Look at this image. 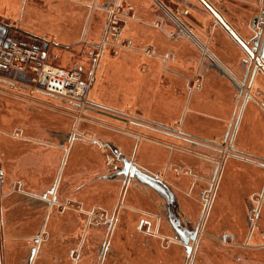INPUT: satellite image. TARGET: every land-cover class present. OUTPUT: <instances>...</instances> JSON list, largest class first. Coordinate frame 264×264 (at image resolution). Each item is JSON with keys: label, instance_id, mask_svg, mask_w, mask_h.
Segmentation results:
<instances>
[{"label": "crops", "instance_id": "1", "mask_svg": "<svg viewBox=\"0 0 264 264\" xmlns=\"http://www.w3.org/2000/svg\"><path fill=\"white\" fill-rule=\"evenodd\" d=\"M211 1L222 8L242 37H249L260 0ZM105 2L0 0V45L16 37L24 41L36 37L43 44L44 39H52L50 47L62 51L83 38L96 48L105 20ZM165 3L180 20L156 7L153 0H127L130 15L121 36L130 48L112 55L106 44L89 69L86 77L93 83L99 77V87L94 93L90 90L87 111L100 116L99 132L105 140L81 143L77 120L59 146L47 144V128L57 127L49 130L53 136L63 130L59 127L61 114L45 122V117H40L44 112L39 111V107H46L44 103L31 102L28 93L17 95L12 90L19 87L29 92L32 86L25 76L14 78L0 72V144L5 146L0 148V190L11 183L9 189L22 195V211L30 199H43V193L53 186L57 196L52 205L48 199L41 200L48 210L32 264H183L181 246L167 241L174 235L165 216H160L158 199L150 189L101 176L79 185L77 178L63 181L68 169L106 165L113 156H109L107 142L116 144L147 170L164 171L167 177L162 176L168 182L180 184L181 196L187 201L185 211L193 218L200 207L182 193L199 194L209 176L219 179L198 252L189 264H264V226L261 232L251 231L244 204L246 197L264 187V111L255 101L237 95L232 81L208 66L201 46L212 50L237 79L242 72V52L223 27L201 10L199 1ZM185 8L189 12L183 16ZM49 44L44 45L45 53ZM259 90H264L261 74L252 87L253 92ZM30 105L37 106L31 107L36 110L37 126L30 124ZM230 139L233 149L228 146ZM223 140L224 148L216 145ZM220 149L224 151L222 168L217 167L220 157H215ZM46 178L52 181L50 187H44L50 183ZM114 218L118 222L109 229L108 221ZM143 218L157 225L156 233L145 237L148 242L138 233ZM261 220L264 225V202ZM109 230L112 251L107 257L98 255ZM223 232L229 233L226 243L219 240ZM24 245L23 239L10 236L4 246L6 253L0 252V264H15L14 249H20L22 258Z\"/></svg>", "mask_w": 264, "mask_h": 264}, {"label": "flooded vegetation", "instance_id": "2", "mask_svg": "<svg viewBox=\"0 0 264 264\" xmlns=\"http://www.w3.org/2000/svg\"><path fill=\"white\" fill-rule=\"evenodd\" d=\"M153 1H154V5L156 7L157 6H159L160 8L162 7L164 9V12L167 13L169 16L179 19V17L176 15V11H174L172 8H168V5L165 3V0H153ZM197 1H199L200 4L202 5L201 10L205 14L211 15L212 18L214 19L215 23L218 24L219 26L223 27V29L229 34L231 40L240 48V50L242 52V57L240 60V66H241L242 72H241L240 78H238V79L236 78L235 74L228 67H226L225 65H223L221 63V61L212 52V50H210L207 46L206 47L201 46V49L203 50V53L205 55V59H208V62H207L208 66L214 67L216 69H217L216 65L221 67V69H223L224 72L220 71L219 69H217V70L222 75L226 76L227 78H229L232 81L235 88L237 89V95H239V96L243 95L245 97L244 100L255 101L264 111V90H259L260 92L258 91V93L261 94L260 98L256 97V95L258 94L256 91H254V92L252 91V87L254 85V82L256 80L257 75L261 74L264 77V0H260V3L257 6L260 8V11L255 13V16L253 17V21L250 25V35L247 38L242 37L233 28L231 23L225 18L224 14H223V10L221 7H219V8L216 7L211 0H197ZM126 2H127V0H106V2L104 3L105 6L102 8V10L104 12H106L105 15L108 17H106L104 20V25H103V28L101 31V35L99 37L98 43H96L97 48L99 47V49L100 48L102 49L107 44V42H106V28H107V23L109 21V16H110V12H111L110 6L112 4L116 5L121 10V12H120V14L122 16L121 22H123V24L121 26V30H122V28H124L125 22H126L125 18H127L130 15V13H129L130 10L127 7ZM185 2L189 6L192 5V3L189 1H185ZM188 12H189V10L187 8H185L181 12V14L183 16H186L188 14ZM260 20H263L262 25L259 24ZM122 32H123V30H122ZM233 33L241 41H238L235 38V36L233 35ZM122 42L123 43L120 46L121 49L122 48L123 49L129 48V46H127L129 44L125 45L126 41L123 38H122ZM97 61L98 60H96L95 62H97ZM239 87L242 90V92L239 91ZM227 138L228 137H226L225 140H227ZM225 140H223L221 144L216 143V145H219L221 148H224L226 146ZM228 146H230V148H232V149L234 148L233 144L231 142V139H230V142L228 143ZM110 152L113 154L114 158H113V160L107 161L108 170L106 173H103L101 175V177L103 179H107L104 176L113 175L114 173H116L118 171L119 167L123 166V162L119 158H117L111 150H110ZM223 152L224 151H222V149L217 151V153L220 155H223ZM227 154H228V152H227ZM126 157L129 159H132V163H135L139 168L147 170L146 168L139 165L134 158L129 157V156H126ZM222 161H223V159L220 160V162L218 160L217 167L222 165V163H221ZM220 167L222 168V166H220ZM149 172H151V171H149ZM151 173H153V172H151ZM157 174H159V177L162 180H164L173 189V191L176 195V200H177L178 205H179L178 206L179 211H177V212L181 216V220L183 222V225L185 227L186 226L188 227L189 226L188 220L191 223V226L193 228H196L198 225L197 237L194 241L190 242L192 250H191L190 254L188 255V257H187V252H186V248H185L184 244L179 239H177L175 237V232L173 230V227H172L171 223L166 219V214L169 212V208H168V203L164 198L160 197L153 189H151V188L147 187L146 185L138 182L135 178H131L129 175L126 177L123 174H119V175H115L112 179H108V180H111V181L112 180H119V181H121V183H123V185L124 184L125 185L130 184L133 182L136 185H140V186H143L145 188H148L153 192V195H155L154 199H158V209H159V211L161 210L160 216L161 215L163 217L165 216V219L167 220V223L169 224V227H170V229L174 235L173 237L169 238L170 240H167V241H170V243H174L178 247L181 246L182 252H184L183 256L181 254V257H182L181 260L183 261V264H189V262L193 259V257L198 252L197 249H198V242H199L200 233L202 232L201 230L203 229V225L207 219L208 214L211 211V208L214 205L213 199H214V196L216 194V189L218 188V185H219V179H216V176H214V174H213L207 180L208 181L207 182L208 187L201 189V192L199 194L193 193L191 191L182 193V195L184 197H187L190 199V202H192L193 204L195 203V204H197V206L200 207L198 209L197 220H196V222L193 223L191 221V217L189 215H187V213L185 211V208H186L185 206H187V201H185V199L183 197H181V193H180L178 186L168 182V180L166 178H164L162 175H160V173H157ZM192 188L193 189L195 188L194 185ZM55 194H56L55 193V187L53 186L48 191L43 193L42 197H43V199H48L49 204L52 205L57 200V196ZM49 196H52V198H49ZM43 199H41V200H43ZM263 202H264V187L261 190H259L258 193H255L253 196L246 197L244 199V204H245L247 214H248V216H247L248 225L250 226L251 231L253 229H257L258 231L261 232V230H262L261 227L264 226L262 223V220H261V206H262ZM95 216H96V218H98L97 215H95ZM116 222H118V219H115V218L109 219V221H108L109 229H111L113 224H115ZM156 228H157V225H155V223L143 218L138 223L139 236L140 237L141 236L146 237L149 234L150 235L154 234ZM43 233H44V229L42 228V230H40L39 233L33 237V245L31 247V250L33 247H35V255H36V252L39 248L40 242L42 241L41 239H42ZM159 234H160V232H159ZM228 234L229 233H227V232H223L221 234L219 240L222 241L223 243H226V240L229 238ZM109 235H110V230L107 233V236L105 237V241L102 242L100 247H99L98 255L107 257L108 254L112 251V246H111V244H109V239H108ZM144 241L148 242V238H145ZM30 253H31V251H30ZM35 255H34V257H35ZM33 260H34V258H33ZM33 260H32V262H33Z\"/></svg>", "mask_w": 264, "mask_h": 264}, {"label": "rangeland", "instance_id": "3", "mask_svg": "<svg viewBox=\"0 0 264 264\" xmlns=\"http://www.w3.org/2000/svg\"><path fill=\"white\" fill-rule=\"evenodd\" d=\"M112 10L114 11L115 19L118 20V23L120 26H122L123 22H121V10L116 5L112 4L110 6ZM106 14V12H104ZM108 17L105 15V18ZM82 25H80L81 27ZM123 30V28H122ZM122 34V33H121ZM123 35V34H122ZM39 36V35H37ZM122 37V36H121ZM47 38V37H45ZM27 39V37H25ZM13 41V39H10ZM28 40V39H27ZM122 42V38H120ZM95 41V40H94ZM107 45L111 51L112 55H115L118 51L123 50L121 49V43L118 41H114L112 38L106 39ZM52 43V39H44V45ZM101 43V42H100ZM123 43V42H122ZM37 44H41V41H38ZM128 42H125V45H127ZM131 46V45H127ZM50 47V44L49 46ZM130 48V47H129ZM127 49V48H126ZM60 51V52H59ZM100 57V50L99 48L92 47L91 44L87 45L86 39H78L74 40L73 43L69 46V49L67 50H57L55 48H49V50L46 53L47 62L52 65L67 67V68H75L78 67L82 69V72L85 76H87L89 69L93 67V64H96V60ZM0 72L5 75L1 70ZM97 81L94 83L91 81V88L92 92H96V90L99 87ZM31 87L29 88V92L24 91L21 88H12L15 94L21 95L23 93H28L31 102H42L46 107H39V111L44 114L40 116L42 119H45V122H49L50 118H52L54 115L61 114V119H63V123L59 125L61 129H63L61 132L56 133L55 136L51 135L50 131L56 130L57 127L53 128V126L47 128L48 134L46 133V140L50 142H46L47 144H54L55 146H59L60 140L65 138V134L70 129L73 130L77 120H78V140L82 143V141L91 142L94 140H105L106 138L103 137L102 133H100V116L97 114H93L90 111H87V109H82L79 106H75L74 104L67 102L65 100H62L58 97L48 95L46 93H43L36 88ZM31 89L33 91H31ZM92 96V95H91ZM90 101V100H89ZM33 105H30V124L31 126H37L38 121L37 115L34 116V112L36 110L32 109ZM91 106V103H89L88 107ZM33 108H37V106H33ZM3 107V111H4ZM77 118V119H76ZM99 122V123H98ZM98 123V124H96ZM96 130V131H95ZM95 133L97 134H93ZM31 142H35L31 140ZM36 143V142H35ZM92 143V142H91ZM0 148L5 149V146L0 144ZM110 151V150H109ZM61 155L63 153L59 152ZM109 156L111 155V152H109ZM2 153L0 152V156ZM216 158H219L222 160L223 155L219 156V154H215ZM113 156L109 158V160H113ZM60 160V155H59ZM59 162H57L58 165ZM213 164V163H212ZM91 165V163H90ZM57 167L53 171V176L50 178L55 177L57 172ZM108 170L107 163L102 164L100 167L97 164H93L92 168H84L78 166V168L68 169L65 173H63L62 178L64 179H70L74 180L73 178H77L75 180L78 181V185L85 183L87 180L96 178V176H101L104 172ZM154 173H160L161 175L166 176L164 171H153ZM50 174H47L49 176ZM210 175V174H209ZM212 176V175H211ZM209 176V177H211ZM18 178V177H17ZM49 178H46L48 180ZM43 180V179H42ZM50 181V180H48ZM208 181H206L204 184H201L202 189L205 187H208ZM11 183L9 185H3L2 189L0 190V252L2 254L6 253V249L4 248L6 240L10 236H14L15 239L20 238L24 241V247L22 252V258L24 259L22 264H26L27 259L26 255H28V250H30L31 246L33 245V237L36 236L40 230H42L43 226L41 225V222L43 220V215L48 210L47 205L42 203L41 200L36 199H30V205L26 206V209L22 211V195L18 193V191H15L14 189L10 188ZM52 184V181L50 183H46V186L44 187H50ZM180 185V184H179ZM178 185V186H179ZM38 185L35 184L34 187H37ZM40 186V185H39ZM44 187H41L40 190ZM180 188V187H179ZM36 190H39L38 188H34ZM186 189V188H185ZM200 189V188H199ZM8 193V194H7ZM181 193V192H180ZM182 197V196H181ZM192 213V212H191ZM198 215V214H196ZM29 216V217H27ZM191 217V214H190ZM197 220V216L191 217V221L194 223ZM47 237V234H45ZM143 239L145 237H142ZM14 255L17 256L15 259V264H19L22 260L21 257H19L20 249H14ZM11 252V250H10ZM184 255V252H182V256ZM39 264V263H37Z\"/></svg>", "mask_w": 264, "mask_h": 264}, {"label": "built area", "instance_id": "4", "mask_svg": "<svg viewBox=\"0 0 264 264\" xmlns=\"http://www.w3.org/2000/svg\"><path fill=\"white\" fill-rule=\"evenodd\" d=\"M109 21L106 28V39L112 38L121 44V26L110 8ZM263 24V20L259 21ZM36 37L24 41L14 38L8 45H0V70L6 75L16 78L23 74L30 85L37 90L70 102L80 108L88 107L91 79L86 77L82 69L52 65L47 62L44 44H37Z\"/></svg>", "mask_w": 264, "mask_h": 264}, {"label": "water", "instance_id": "5", "mask_svg": "<svg viewBox=\"0 0 264 264\" xmlns=\"http://www.w3.org/2000/svg\"><path fill=\"white\" fill-rule=\"evenodd\" d=\"M233 35L238 41H241L234 33ZM8 45V42L4 44ZM47 44L45 45V47ZM217 69L223 71L221 67L216 65ZM224 72V71H223ZM23 74H19V77H23ZM239 91L242 90L239 87ZM240 92V93H241ZM89 107H83L82 109H88ZM64 144V140H62ZM114 155L123 162V166L118 168V171L113 175L104 176L107 179H112L115 175L123 174L124 176H130L135 178L138 182L146 185L147 187L153 189L160 197L164 198L168 203L169 212L166 214V219L171 223L173 230L175 232V237L179 239L185 246L187 257L190 254L192 247L190 245L191 241H194L197 237L198 225L196 228L191 226L188 220V227L183 225L181 216L177 211H179V205L176 200V195L173 189L159 177L157 173H151L148 170L139 168L135 163H132V159L126 157V155L118 148V146L112 142L105 143ZM2 170L0 169V183H2ZM172 209V210H171ZM35 255V247L32 248L31 253L28 257L26 264H31Z\"/></svg>", "mask_w": 264, "mask_h": 264}, {"label": "bare ground", "instance_id": "6", "mask_svg": "<svg viewBox=\"0 0 264 264\" xmlns=\"http://www.w3.org/2000/svg\"><path fill=\"white\" fill-rule=\"evenodd\" d=\"M67 137H69V136H67ZM2 174H3V172H2ZM32 264V263H31Z\"/></svg>", "mask_w": 264, "mask_h": 264}]
</instances>
